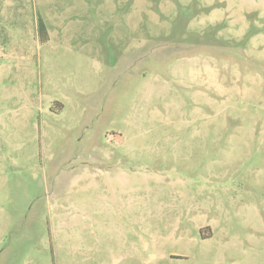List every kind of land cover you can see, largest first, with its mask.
<instances>
[{"label": "rangeland", "instance_id": "rangeland-1", "mask_svg": "<svg viewBox=\"0 0 264 264\" xmlns=\"http://www.w3.org/2000/svg\"><path fill=\"white\" fill-rule=\"evenodd\" d=\"M0 264H264V0H0Z\"/></svg>", "mask_w": 264, "mask_h": 264}, {"label": "trees", "instance_id": "trees-1", "mask_svg": "<svg viewBox=\"0 0 264 264\" xmlns=\"http://www.w3.org/2000/svg\"><path fill=\"white\" fill-rule=\"evenodd\" d=\"M37 30H38L39 38L42 42H45L49 39L47 29H46V25L40 16H39L38 22H37Z\"/></svg>", "mask_w": 264, "mask_h": 264}]
</instances>
